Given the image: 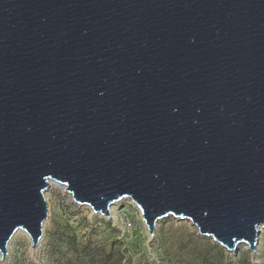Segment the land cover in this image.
<instances>
[{
    "label": "water",
    "instance_id": "obj_1",
    "mask_svg": "<svg viewBox=\"0 0 264 264\" xmlns=\"http://www.w3.org/2000/svg\"><path fill=\"white\" fill-rule=\"evenodd\" d=\"M49 181L254 254L264 0H0L1 261L18 230L37 247Z\"/></svg>",
    "mask_w": 264,
    "mask_h": 264
},
{
    "label": "rangeland",
    "instance_id": "obj_2",
    "mask_svg": "<svg viewBox=\"0 0 264 264\" xmlns=\"http://www.w3.org/2000/svg\"><path fill=\"white\" fill-rule=\"evenodd\" d=\"M47 220L37 247L23 235L11 239L0 264H264V230L255 253L245 246L228 253L197 235L187 221L167 218L149 237L135 205L121 202L111 215L73 204L58 186L44 192ZM129 223V226H127Z\"/></svg>",
    "mask_w": 264,
    "mask_h": 264
},
{
    "label": "bare ground",
    "instance_id": "obj_3",
    "mask_svg": "<svg viewBox=\"0 0 264 264\" xmlns=\"http://www.w3.org/2000/svg\"><path fill=\"white\" fill-rule=\"evenodd\" d=\"M58 186V187H60V189L63 191L64 190V188L62 187V186H60V185H58L57 183H55V182H52V181H49V186ZM123 202H128V203H131V204H133L132 202H131V200H129V199H124L123 200ZM134 205V204H133ZM116 206H118V203H115V204H113L111 207H110V215H111V217L112 218H115V215H114V209H115V207ZM140 213V212H139ZM260 231H262L261 229H260ZM18 235H23L24 237H26V238H28L27 237V235L24 233V232H22V231H20V230H18L17 232H15L14 233V235L12 236V238L11 239H13V238H15V237H17ZM242 246V245H241ZM240 246V247H241ZM239 247V248H240ZM242 247H244V246H242Z\"/></svg>",
    "mask_w": 264,
    "mask_h": 264
},
{
    "label": "built area",
    "instance_id": "obj_4",
    "mask_svg": "<svg viewBox=\"0 0 264 264\" xmlns=\"http://www.w3.org/2000/svg\"><path fill=\"white\" fill-rule=\"evenodd\" d=\"M127 226H129V223H127Z\"/></svg>",
    "mask_w": 264,
    "mask_h": 264
}]
</instances>
